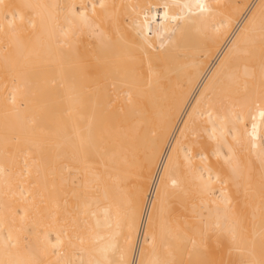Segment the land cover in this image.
Returning a JSON list of instances; mask_svg holds the SVG:
<instances>
[{
    "label": "bare ground",
    "instance_id": "6f19581e",
    "mask_svg": "<svg viewBox=\"0 0 264 264\" xmlns=\"http://www.w3.org/2000/svg\"><path fill=\"white\" fill-rule=\"evenodd\" d=\"M0 264H264V0H0Z\"/></svg>",
    "mask_w": 264,
    "mask_h": 264
},
{
    "label": "rangeland",
    "instance_id": "374dc122",
    "mask_svg": "<svg viewBox=\"0 0 264 264\" xmlns=\"http://www.w3.org/2000/svg\"><path fill=\"white\" fill-rule=\"evenodd\" d=\"M91 43L94 44L95 43V39L94 38H91Z\"/></svg>",
    "mask_w": 264,
    "mask_h": 264
}]
</instances>
